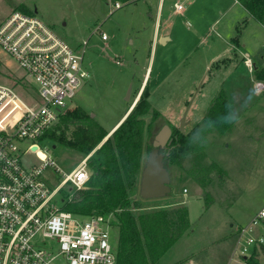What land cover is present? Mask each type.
I'll return each mask as SVG.
<instances>
[{
	"label": "rangeland",
	"instance_id": "1",
	"mask_svg": "<svg viewBox=\"0 0 264 264\" xmlns=\"http://www.w3.org/2000/svg\"><path fill=\"white\" fill-rule=\"evenodd\" d=\"M107 1L108 5L104 0H0V21L24 4L78 52L84 48L82 66L88 77L63 112L81 106L110 131L125 110L138 101L144 88L147 91L149 108L141 116L140 168L129 197L138 202L131 209L133 214L150 216L147 229L152 227L149 236L157 239V250L172 241L156 264H244L234 246L237 230L264 203V79H257L264 68L258 71L253 66L249 71L242 58L236 60L231 53L226 56L230 62L221 55L207 64V53L195 49L199 36L192 28L187 34V26L182 25L175 27L165 44L158 40L155 53L149 51L150 27L138 18L141 3L120 0L121 7L111 13L112 0ZM201 7L186 10L194 14L195 22L203 15ZM216 15L215 11L212 19ZM205 19L209 22L208 17ZM227 22L235 24L228 17L215 28ZM254 26L247 49L256 58L264 52L259 50L264 44V28L262 23ZM196 29L206 32L210 28ZM101 31L106 39L101 38ZM83 41H87L84 47ZM148 55L154 60L150 71ZM0 83L12 86L29 103L36 99L34 81L1 48ZM219 94L225 97L228 112L224 129L206 119L209 112H218L211 111L210 106ZM164 124L171 136L181 130L187 155L180 164L168 166L170 192L143 199L139 194L141 169L152 150L154 135ZM21 147L23 151L26 146ZM37 152L52 161L44 171L52 187L60 182L62 172L68 173L85 157L49 138L40 142ZM22 157L25 164L40 163L35 154L24 152ZM69 187L66 183L61 194ZM180 208L187 211L184 221L180 219L182 211H176ZM106 216L111 224L110 243L115 247L118 228L114 217ZM152 218L160 225L153 224ZM164 221L168 228H163ZM254 249L264 264L259 248Z\"/></svg>",
	"mask_w": 264,
	"mask_h": 264
},
{
	"label": "built area",
	"instance_id": "2",
	"mask_svg": "<svg viewBox=\"0 0 264 264\" xmlns=\"http://www.w3.org/2000/svg\"><path fill=\"white\" fill-rule=\"evenodd\" d=\"M186 1L177 0L176 10H183ZM119 7L120 0L111 1V12ZM0 48L36 84V99L29 103L12 86L0 83V264H115L109 218L62 207V187L69 183L78 189L87 181L89 155L62 172L52 187L44 175L52 161L37 152L88 77L82 66L84 48L78 52L40 17L20 10L0 21ZM243 63L253 69L250 57L244 56ZM21 144L26 146L23 151ZM24 152L35 154L40 163H23ZM262 244L264 203L238 228L234 246L247 264L245 258Z\"/></svg>",
	"mask_w": 264,
	"mask_h": 264
},
{
	"label": "trees",
	"instance_id": "3",
	"mask_svg": "<svg viewBox=\"0 0 264 264\" xmlns=\"http://www.w3.org/2000/svg\"><path fill=\"white\" fill-rule=\"evenodd\" d=\"M239 1L254 20L264 22V0ZM19 8L26 14H34L24 4ZM257 79H264V70L258 72ZM144 90L124 119L97 148L109 130L103 128L81 106L61 114L58 122L46 134L51 141L85 156L91 153L86 161L89 170L87 181L82 188L69 187L62 191V207L83 216L111 214L114 217L118 228V240L114 247L115 264H156L172 245V241L166 242L158 251L155 243L158 242L157 239L149 236L152 227L147 229L150 216H137L131 210L138 206V202L129 197V191L136 184L140 168L143 126L141 116L149 108L147 91ZM210 109L218 112H209L207 121L224 129L228 115L225 97L220 94L216 96ZM171 138L166 146L159 148L165 154L163 166L167 170L171 164H180L181 159L187 155L184 150L186 138L181 130H176ZM176 211H182L180 219L184 221L186 209L180 208ZM150 221L156 226L160 225L157 219L152 218ZM162 225L163 228H168L167 222H162ZM254 250L251 256L245 258L247 264H261L257 251ZM259 250L264 258V244L259 246Z\"/></svg>",
	"mask_w": 264,
	"mask_h": 264
},
{
	"label": "crops",
	"instance_id": "4",
	"mask_svg": "<svg viewBox=\"0 0 264 264\" xmlns=\"http://www.w3.org/2000/svg\"><path fill=\"white\" fill-rule=\"evenodd\" d=\"M104 1L106 5H108L109 2L107 0ZM123 2L130 4H137L138 2L141 3L137 9L139 11L138 18L139 20H142L143 23H146V25L148 24L150 27L149 51L152 49L155 53L157 51L156 46L158 40L161 39L162 44H165L171 39L175 27L177 28L178 26L182 25L183 27L187 26V34L192 28L196 33V36H199V41L195 42V44L199 45H196L195 49L196 51H199V48H201L202 52L204 51L205 53L209 54V56L206 54L207 64L210 63L215 57L221 55H225V62H227V60L230 62V58L226 56L228 53H231V55L235 56L234 58H236V60L242 58V63L244 56L250 57L255 64L254 70L259 71V69L264 68V52L260 51L259 55L256 56V58L260 57L259 60L261 59L258 63L256 58L250 55L252 54L250 53V50L247 49L249 43H251L252 40L251 33L254 31V25H261V22L251 18L250 14L239 0H187L185 7L180 11L176 10L175 8L177 0H126ZM207 5L211 6V9L208 8ZM195 6H203V8L201 7L203 15L198 19L197 22H195L194 14L191 12H186V10L189 11ZM109 11L110 7L108 12ZM215 11L218 15L212 19ZM183 12L186 13L185 16H183ZM206 17H208L209 22H207L206 19L204 20ZM228 17H230V20L235 23L234 25L230 22H227L217 29L215 28L219 23H221V21ZM199 26L204 28L207 26V28L209 27L210 29H208L206 32L199 31L196 29ZM247 26L249 29L245 33L244 31ZM143 28L147 27L143 26ZM233 33L236 34L233 35ZM205 36L206 38L203 40ZM202 44L206 45L205 48H203ZM261 49H264V44L259 46V50ZM252 51L254 52L255 50L251 49V52ZM149 56L150 55L147 56V62L149 66L147 71L153 69L154 62V60L149 58ZM159 63H161V61ZM145 76L147 75L145 74Z\"/></svg>",
	"mask_w": 264,
	"mask_h": 264
},
{
	"label": "water",
	"instance_id": "5",
	"mask_svg": "<svg viewBox=\"0 0 264 264\" xmlns=\"http://www.w3.org/2000/svg\"><path fill=\"white\" fill-rule=\"evenodd\" d=\"M253 66L255 67L254 63ZM129 93L130 87L127 90V97ZM130 109L126 111L125 115L121 118L118 124L124 119ZM185 115L186 112H184L182 120H184ZM114 129L107 133V135L96 146V148L100 146V144L111 134ZM170 133L171 130L169 126L164 124L154 135L152 141V150L149 156L147 157L146 161L144 162L140 174L139 194L140 197L143 199L162 197L169 193L171 190L169 171L163 166V158L165 154L159 151V148H163L165 144L170 142ZM33 148H35V146H33Z\"/></svg>",
	"mask_w": 264,
	"mask_h": 264
},
{
	"label": "flooded vegetation",
	"instance_id": "6",
	"mask_svg": "<svg viewBox=\"0 0 264 264\" xmlns=\"http://www.w3.org/2000/svg\"><path fill=\"white\" fill-rule=\"evenodd\" d=\"M169 139L171 140L172 138H171V134L169 135ZM168 144V143H167ZM167 144H165V146L167 145Z\"/></svg>",
	"mask_w": 264,
	"mask_h": 264
},
{
	"label": "bare ground",
	"instance_id": "7",
	"mask_svg": "<svg viewBox=\"0 0 264 264\" xmlns=\"http://www.w3.org/2000/svg\"><path fill=\"white\" fill-rule=\"evenodd\" d=\"M142 83H143V82H142ZM142 88H143V87H142ZM122 116H123V115H122ZM119 121H120V120H119ZM116 125H117V124H116ZM116 125H115V126H116ZM113 129H114V128H113ZM40 155H41V154H40ZM41 156H42V155H41Z\"/></svg>",
	"mask_w": 264,
	"mask_h": 264
}]
</instances>
